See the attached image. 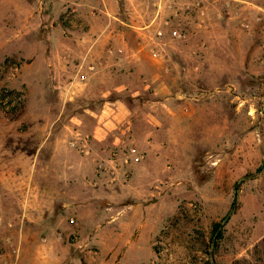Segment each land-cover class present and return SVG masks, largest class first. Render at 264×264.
Listing matches in <instances>:
<instances>
[{
    "label": "rangeland",
    "instance_id": "1",
    "mask_svg": "<svg viewBox=\"0 0 264 264\" xmlns=\"http://www.w3.org/2000/svg\"><path fill=\"white\" fill-rule=\"evenodd\" d=\"M29 1L54 18V36L73 45L24 55L14 47L0 57V264H120L113 240L95 239L104 223L90 213L104 209L101 201L79 214L57 200L37 224L26 205L35 184H47L39 168L70 170L73 194L79 185L103 187L98 163L114 183L129 179V167L109 158L125 145L143 153L130 129L99 141L90 114L115 100L131 111L137 132L151 131L155 119V150L165 156L148 179L162 186L170 215L150 241L153 254L146 259L141 243L136 257L144 264H264V0H100L101 8L85 0L80 15ZM87 23L104 39L91 49L92 61L82 45L96 34L78 28ZM65 50L69 61H58ZM40 54L60 63L52 83L62 94L51 92L46 72L41 77L46 105L35 103L33 70L20 77L21 65ZM69 82L71 99L63 90ZM28 224L34 238L21 236Z\"/></svg>",
    "mask_w": 264,
    "mask_h": 264
},
{
    "label": "crops",
    "instance_id": "2",
    "mask_svg": "<svg viewBox=\"0 0 264 264\" xmlns=\"http://www.w3.org/2000/svg\"><path fill=\"white\" fill-rule=\"evenodd\" d=\"M49 1L52 8H56L57 6L61 8L62 5H65L70 7L71 11L79 13V15L85 10V6H83L84 2H86L85 0ZM90 1H92L90 4L96 8H101L100 0ZM46 14L48 13L43 12L40 6L36 7L35 3L29 0H0V57L7 54L10 50L12 51L11 48L14 47L21 48L19 52H16V55H24L25 52L32 50V48H39V46L50 48L51 53L52 49L59 45L66 47L69 46L67 44H72L68 40H66L67 43H61V39L59 40L54 36L56 25L51 24L54 18L49 14L46 16ZM72 27L71 24V27L68 26V29L71 30ZM78 28H82V32L87 34V36L96 34V28L92 27L90 23L89 25L88 23L84 25L80 24ZM97 36L96 34L94 38L88 37V42L82 45L89 48L90 54L87 58L91 61L92 59L90 58L92 53H94L91 49L93 48L94 50L97 46L102 45L104 41V39H99ZM68 57L70 55L66 51L64 59L61 57L58 61L68 62ZM56 59V56L52 54L46 58L40 54V56H34L29 62L21 65L20 77L22 78V82L26 78L24 73L31 70L34 72V78L37 79V82H35L38 94L35 101L36 104L46 105L47 103L44 96L48 90L44 85V80H41L44 72L49 75L51 92L62 94V89L58 90V85L53 86L52 83L53 80L56 83L59 81V78H57L59 71L56 69V65L60 63H56ZM94 67L98 71V68L93 65ZM97 74L98 72H94L87 79H94L97 77ZM64 82H67V79ZM27 83L28 81H26V85ZM63 90L65 97L71 99L72 93H74L73 83H66ZM160 105L165 106L164 104ZM90 114L96 118L95 125L93 124V126L95 128V136L99 141L105 137L106 133L117 134L116 129L118 128L124 132L130 129L131 133L129 137L141 149L140 152L143 151V153L142 160H132L128 166L129 179L125 182L114 183L113 180H110L109 170H105L103 175H100L101 177H106L105 182H102L103 187L94 190L82 188L79 185L77 194H73L72 173L67 168H64L62 170L64 188L61 193V188H58L56 185L58 176H62L59 170L54 166L39 168L36 169L35 174L45 176L44 180L47 181V184L36 183L34 189H32V202L30 204L29 200H27L26 205L34 207L32 215L36 216V219H33V222L37 224L43 216L42 208H52L57 200L65 208L76 207L79 214L86 206V203L90 205L89 202L101 201L100 204L104 205V209L100 212L90 213L91 221L98 218L100 222L104 223L100 224L101 233L95 236V239L105 238V236L112 239L114 250L120 254L118 257L120 264H144L145 260L143 261L135 255L140 250V244L143 243L149 250L147 259L153 254L150 241L158 235L162 224L170 215L168 214L169 207L166 199H164V196H160L163 192L162 186L160 184H153L148 179L151 177L150 172L152 170L154 174L155 171H158L165 157L160 150L157 148L155 150V146L159 140L156 136L159 135L160 130L156 129V121L153 118L150 120L153 123L151 131L142 133L133 130L134 117L131 111L119 100L104 102L98 113ZM119 139L120 137H115L114 141L118 142ZM55 151H51V158L57 157ZM111 169L115 170L113 166ZM24 173L21 170V174ZM49 175L51 177H46ZM81 176L82 174L78 179L79 183L81 182ZM157 178L162 183L161 179ZM89 179H93V174L90 175ZM110 222L113 223L112 229L109 227ZM30 227L32 226L28 224L25 230H20L23 238L35 237V235L31 234ZM49 229V235L45 233L46 237L51 236V227ZM48 254L50 255L49 252Z\"/></svg>",
    "mask_w": 264,
    "mask_h": 264
},
{
    "label": "built area",
    "instance_id": "3",
    "mask_svg": "<svg viewBox=\"0 0 264 264\" xmlns=\"http://www.w3.org/2000/svg\"><path fill=\"white\" fill-rule=\"evenodd\" d=\"M157 35H160V32H157ZM173 36H178L176 34V31L172 32ZM84 76H80V79L82 80ZM85 145H83L84 147ZM87 153V150L85 151ZM142 159V154L136 152L135 148L130 146V145H125L120 151L115 149L110 152V158L109 162L115 163L116 160H119L120 164L123 166H129L131 161L134 160H141ZM106 170V165L102 163L96 164L95 172L97 174H102Z\"/></svg>",
    "mask_w": 264,
    "mask_h": 264
}]
</instances>
